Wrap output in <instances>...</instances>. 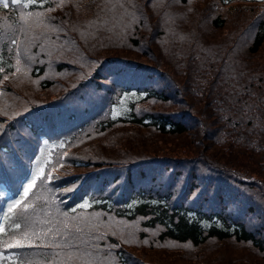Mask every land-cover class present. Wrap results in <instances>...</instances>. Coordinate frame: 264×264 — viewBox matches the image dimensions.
<instances>
[{
	"label": "trees",
	"instance_id": "1",
	"mask_svg": "<svg viewBox=\"0 0 264 264\" xmlns=\"http://www.w3.org/2000/svg\"><path fill=\"white\" fill-rule=\"evenodd\" d=\"M257 1L0 4V264H264ZM115 63L138 68L147 83L114 86L94 119L67 131L30 121ZM22 125L39 148L50 143L38 175L26 168L32 146L24 144L21 166L12 160ZM33 179L27 211L9 213ZM25 233V247H7Z\"/></svg>",
	"mask_w": 264,
	"mask_h": 264
},
{
	"label": "snow or ice",
	"instance_id": "2",
	"mask_svg": "<svg viewBox=\"0 0 264 264\" xmlns=\"http://www.w3.org/2000/svg\"><path fill=\"white\" fill-rule=\"evenodd\" d=\"M37 2V0H0V4H3L4 8H8L11 5H23L24 8H29L30 6H32L33 4H35ZM13 43H15V41H12ZM5 129L3 125H0V135H2L4 133ZM43 171V169L41 170ZM36 180L33 179L31 182H29L27 184L26 187H24L23 189V196L21 197V199L16 200L14 204L10 205L8 208V212L9 213H14L15 210L17 209H24L25 211H27L28 209V204H27V200L26 198L29 196L30 191L33 189V186L35 184ZM177 185L179 186V188L182 186V180L177 182ZM196 195V193H195ZM81 208H87L89 207L88 204H81L80 205ZM73 211H75V209H73ZM21 225L20 224H16V228L20 229ZM68 225L65 224L64 225V229L67 230ZM79 231V229H77ZM4 229L0 228V232H3ZM52 231H56L58 235H60L61 233L59 232L58 229H52ZM28 236L27 233H25L24 237L21 239H17L15 240V242L12 241H8L7 243V247L9 249H13V248H22L25 247V240H27Z\"/></svg>",
	"mask_w": 264,
	"mask_h": 264
},
{
	"label": "rangeland",
	"instance_id": "3",
	"mask_svg": "<svg viewBox=\"0 0 264 264\" xmlns=\"http://www.w3.org/2000/svg\"><path fill=\"white\" fill-rule=\"evenodd\" d=\"M114 72H115V73H119V72H116L115 70H114ZM40 158H42V157H40ZM40 161H41V159H40Z\"/></svg>",
	"mask_w": 264,
	"mask_h": 264
}]
</instances>
